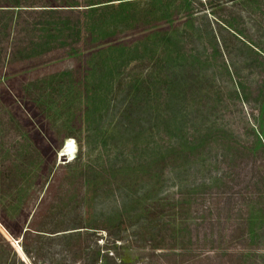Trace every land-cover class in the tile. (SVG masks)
<instances>
[{"label":"rangeland","instance_id":"rangeland-1","mask_svg":"<svg viewBox=\"0 0 264 264\" xmlns=\"http://www.w3.org/2000/svg\"><path fill=\"white\" fill-rule=\"evenodd\" d=\"M96 1L112 4L102 12L92 13L97 24L89 27L95 31L88 26L82 28L79 52L44 63L31 62V67L7 71L0 78V216L4 221L0 222V229L13 242L22 240L21 233L30 214L24 208V190L12 176L6 177L5 171L13 168L47 174L57 168L63 171L62 183L66 191L71 192V198L61 199L53 215L64 219L66 224L72 217L85 219L91 231L84 233L83 238L78 237L85 246L84 253L97 257L99 250H109L119 257H127L129 264H141L142 249L154 246L161 250L163 246H171L168 244L170 235L177 242L172 246L179 248L182 245L179 231L186 229L188 233L192 221L207 222L213 217L207 211L212 205L210 196L202 191L204 183L215 181L221 171L208 170L212 161L204 152L227 148L223 140L238 138L255 145L257 139L264 136V82L256 86L259 71H264V61L249 50L241 52L240 43L230 35L228 28H220L216 23L208 26L201 12L211 7L202 5L199 0L194 1L192 10H204L195 11L192 19L182 16L187 12L183 0H130L125 9L121 4L126 0ZM239 1L234 13H240V23L237 20L228 23L240 31L245 30L247 37L259 42L258 6L249 4L248 0ZM166 7L176 9V21L171 23L165 17ZM220 13L223 15L219 17H224L229 11ZM198 22L200 29L190 27ZM113 31V36L104 39L96 35ZM189 32L193 34L189 36ZM171 33L179 36L171 46L176 44L192 50L190 53L197 52L199 61L194 63L196 71L188 73L192 82L189 94L184 93L186 76L182 68L177 87L184 94L183 99H174L175 107L168 105L165 110L166 104L155 97L154 89L160 82L152 70L163 43L173 38ZM218 39L225 41L222 57L220 53L213 55L212 51ZM228 50L239 66L234 78L245 88V103L231 90L235 85L231 79L227 80V72L223 77L213 70L223 63ZM199 70L203 77L207 73L206 79L196 80L195 73ZM149 73L148 86L135 83L148 78ZM139 86L144 94L138 97L139 103L135 102L140 107L133 111L129 108L131 93ZM193 96L194 99L200 96L197 111L188 114L190 112L184 108H188ZM225 128L229 132H218ZM205 131L207 137H204ZM67 138H73L76 143L72 158L62 151ZM190 142L202 145L197 167V159L183 161L179 155L181 147H187ZM9 159L15 161L10 164ZM191 171H199L200 175L208 171L206 180L198 176L193 183ZM125 195L128 211L121 215L119 206ZM259 200L263 201L264 195ZM126 215L135 224L123 228L115 249L113 239L103 228ZM136 228L142 230L141 246L133 245L132 231ZM245 229L239 228L232 237ZM160 232L163 235L156 237ZM218 232L219 229L209 231L207 245L218 242ZM41 239L42 250L47 251L44 261L52 264L62 255L59 249L66 242ZM187 241L189 246L194 242L188 238ZM34 249L39 248L35 245ZM15 252L28 264L33 261L30 256L27 259L20 248ZM233 263L264 264V261L250 263L239 259ZM0 264L23 263L15 258L7 243L0 241Z\"/></svg>","mask_w":264,"mask_h":264},{"label":"trees","instance_id":"trees-1","mask_svg":"<svg viewBox=\"0 0 264 264\" xmlns=\"http://www.w3.org/2000/svg\"><path fill=\"white\" fill-rule=\"evenodd\" d=\"M128 1L130 0H126V3L121 4V7L125 9V5L129 4ZM194 1L183 0L184 4H186L185 9L187 12L182 16H188L189 19H192L195 11L204 10L199 8L192 10ZM206 1V3H202L199 0L202 5H208V8L209 6L211 7L201 12V16L208 26L216 23L220 28H228L227 31H229L230 35L240 43L239 49L241 52L244 49L249 50L258 54L264 61V39H261V36L264 35V0L246 1L249 4L254 3L258 6L259 18L256 24L259 31L257 33L259 42L247 37L249 35L245 30L240 31L237 27L228 23L230 20H237L240 23V13H234V9L240 3L239 0ZM100 3L101 1L96 0H0V78L7 71L13 72L31 67V62L44 63L48 60L70 55V53L79 52L78 44L82 39V28L88 26L93 31L94 29L89 27V25L97 24V18L92 13L102 12L112 4ZM230 4L232 5L229 6ZM226 9L230 15L226 14L224 17H219V15H223L220 11H226ZM166 10L165 17L171 23L176 21V15L174 16L176 9L170 8L169 10L167 8ZM227 15L230 16V18L228 16V20ZM102 18L107 19L104 16ZM199 25L198 22L190 27L192 29H200ZM116 28L118 29V27ZM74 33L76 34L75 38H73ZM113 34L114 31L96 35L104 39L113 36ZM166 34L167 32L164 33V36ZM192 34V32H189V36ZM178 38L177 33L173 34L172 39L167 38L158 57L153 61L152 71L157 74L160 82L154 89L155 97L160 98L161 102L166 104L165 110H167L168 105L175 107L174 99H183L184 94H181L177 87V84H180L179 77L180 73L182 74V68L185 69L186 76L185 87H183L185 89L184 93L186 95L189 94V90L192 89V82L189 81L188 73L190 74L193 70L196 71L194 63L199 61L196 58L197 52L190 53L192 50H186L179 45L176 46V44L171 46L172 42L178 40ZM202 46L204 47V43H202ZM222 50H225V41L215 40V45H212L213 55L220 53L222 57ZM213 70L216 74L223 77L224 73L227 72V80L231 79L235 85V87H231V90L234 91L235 95L239 94V99L243 103L247 101L243 84H240V81L237 82L234 78V76L238 75L239 66L236 58L229 53V50L227 57L223 58V63L216 65ZM197 72L195 73L197 81L198 79L200 81L202 78H207V73L203 77L200 70ZM258 74L259 79L256 82V86L262 81L264 82V71L261 70ZM149 75L150 73L148 78L144 77L142 78L144 80L141 81L136 80L135 83L148 86L150 84ZM242 87L243 90L241 89ZM143 94L141 86L132 90L130 109H134L133 111L138 110L137 107L140 106H136L135 102L139 103L138 97ZM194 98L193 96L190 104L187 105L188 108H184L187 112H190L188 114L197 111L195 109H197L200 96H197L196 99ZM200 130L201 128L198 129V131ZM219 131H223L225 134L227 131L229 132V129H219ZM204 137H207L206 131ZM222 143L224 144L223 146L228 147L211 148L204 152L212 161L211 169L208 170L221 171L215 181L204 183L205 190L202 191L205 196H210L212 205L207 208V211L209 214L211 212L213 217L207 222L192 221L188 233L186 229L179 231L178 235L180 234V242L182 244L179 248L172 246V244L177 242H174L175 238L170 235L171 241L168 244L171 246H163L161 250L156 249L154 246L149 250L142 249L143 261L141 264H234L233 262L239 259L243 262L247 259L250 263L264 261V200H259L264 195V136L258 138L255 145L243 142L238 138L223 140ZM201 149L202 145L199 143L190 142L187 147H181L179 155L183 161L197 159L195 164L197 167L200 164ZM192 153H196V155L194 156ZM14 161L9 159L10 164ZM62 172L61 169L57 168L47 174L32 172L27 169L21 171L12 168L5 171V176H12L15 182L20 184V188L24 190V208L30 213L26 218L28 222L21 233L22 240L20 242L27 256L32 257L34 264H47L44 261L47 251L42 250L44 245L41 238L51 240L64 239L66 243L59 249L62 255L57 261H53L54 263L52 264H129L127 257H123V255L119 257L116 252L110 253L109 250L104 252L99 250L98 252L100 253H98L97 257L91 256L87 252L84 253L85 246L81 244L82 240L80 238H83L84 233L91 230L85 219H82L83 217H80V219L72 217L68 220L70 223L67 224L61 217L54 218L53 211L55 206L61 199L63 201L64 198H71V192L68 193L65 189V183H62ZM191 174H193V183H195L198 176H202L206 180L208 171L205 175H200L199 171H191ZM123 199L124 202L119 206L121 215L128 211L126 195ZM245 199L249 200L246 201ZM141 218V220L144 219L143 216ZM26 219L24 221L25 224ZM137 221L140 222L139 220ZM0 222H4L1 216ZM133 224H135V221L127 218L126 215L111 225H105L103 229L113 239L112 243L115 249V242H117V239L122 238L123 228ZM95 227L101 228V226ZM241 227L246 229L240 235L232 237V233ZM217 229H219L216 234V237L219 236V239L217 237L218 242L207 245L205 240L206 236L209 235V231ZM141 231L138 228L132 231L134 237L133 245L141 246L140 244L144 242L141 238ZM10 235L14 237L13 233H10ZM162 235L163 233L160 232L156 237ZM78 237L80 238L78 239ZM187 238L194 240L191 243L192 245H186L189 243ZM0 241L7 243L11 247L16 259H19L23 264H27L22 259L24 258L22 255L20 256L21 258L17 255L11 241L1 229ZM35 245L38 246V251H35ZM158 246L161 247V243H158ZM92 254H94V251Z\"/></svg>","mask_w":264,"mask_h":264},{"label":"bare ground","instance_id":"bare-ground-1","mask_svg":"<svg viewBox=\"0 0 264 264\" xmlns=\"http://www.w3.org/2000/svg\"><path fill=\"white\" fill-rule=\"evenodd\" d=\"M76 149V143L73 138H67L65 140L64 146H63V153L68 154L69 158H72L74 156V152Z\"/></svg>","mask_w":264,"mask_h":264},{"label":"water","instance_id":"water-1","mask_svg":"<svg viewBox=\"0 0 264 264\" xmlns=\"http://www.w3.org/2000/svg\"><path fill=\"white\" fill-rule=\"evenodd\" d=\"M7 238L11 241L12 245L14 246V248H15L17 251H18V248H20V250H21L22 252L25 253V251L23 250L22 245L20 244V240H21V239H15L14 242H13L12 239H11L9 236H7ZM17 246H18V247H17ZM25 256H26L27 259H29V257L27 256L26 253H25ZM22 259L28 264V262H27V260H26L25 258H22ZM30 263L33 264L31 261H30Z\"/></svg>","mask_w":264,"mask_h":264}]
</instances>
